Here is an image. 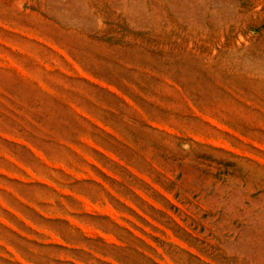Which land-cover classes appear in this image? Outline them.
Wrapping results in <instances>:
<instances>
[{"label":"rangeland","instance_id":"obj_1","mask_svg":"<svg viewBox=\"0 0 264 264\" xmlns=\"http://www.w3.org/2000/svg\"><path fill=\"white\" fill-rule=\"evenodd\" d=\"M0 264H264V0H0Z\"/></svg>","mask_w":264,"mask_h":264}]
</instances>
